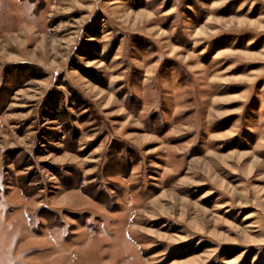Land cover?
<instances>
[{
    "label": "rangeland",
    "instance_id": "1",
    "mask_svg": "<svg viewBox=\"0 0 264 264\" xmlns=\"http://www.w3.org/2000/svg\"><path fill=\"white\" fill-rule=\"evenodd\" d=\"M213 263L264 264V0H0V264Z\"/></svg>",
    "mask_w": 264,
    "mask_h": 264
},
{
    "label": "trees",
    "instance_id": "2",
    "mask_svg": "<svg viewBox=\"0 0 264 264\" xmlns=\"http://www.w3.org/2000/svg\"><path fill=\"white\" fill-rule=\"evenodd\" d=\"M136 2H138L139 4L140 3H143L145 0H135ZM93 35L95 37H98L99 36V31L98 32H94ZM232 255L228 256V257H231ZM213 264H218V263H213Z\"/></svg>",
    "mask_w": 264,
    "mask_h": 264
}]
</instances>
